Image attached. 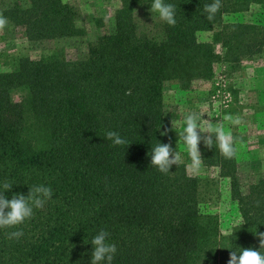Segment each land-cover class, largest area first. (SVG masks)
I'll list each match as a JSON object with an SVG mask.
<instances>
[{
	"label": "trees",
	"instance_id": "obj_1",
	"mask_svg": "<svg viewBox=\"0 0 264 264\" xmlns=\"http://www.w3.org/2000/svg\"><path fill=\"white\" fill-rule=\"evenodd\" d=\"M165 2L176 8L175 26L151 12L153 0H120L110 30L67 59L62 43L86 36L71 4L0 0L7 26L40 49L0 70V191L8 182V199L34 185L53 192L31 219L0 229V264H91L101 230L117 248L112 264H227L232 250L260 249L264 174L243 184L236 158L215 142L202 156L204 176L184 164L163 174L151 152L169 144L166 83L187 90L209 82L217 63L230 73L264 55V0H221L211 22L204 7L213 0ZM107 131L130 145H113ZM220 181L239 217L227 233Z\"/></svg>",
	"mask_w": 264,
	"mask_h": 264
},
{
	"label": "rangeland",
	"instance_id": "obj_2",
	"mask_svg": "<svg viewBox=\"0 0 264 264\" xmlns=\"http://www.w3.org/2000/svg\"><path fill=\"white\" fill-rule=\"evenodd\" d=\"M71 4L79 14V25L86 30L82 40L62 43L67 59L75 58L86 51L88 42L112 27L111 17L120 6V0H64ZM206 36L205 34L203 35ZM40 49H35L24 37L22 29L13 30L6 26L0 31V70L8 68L9 59L18 54L38 57ZM233 66V65H232ZM221 63L214 66V76L209 82H196L191 88L184 90L175 81L164 85L163 101L169 117L167 138L173 150L180 157L178 164L186 165L192 174L204 176L203 166L199 171H193L191 161L185 149L179 132L184 127V116L189 111L204 114L203 119H210L212 123L224 122L233 136L242 141L238 145L236 157L237 171L243 184L264 174V55L256 59H245L239 67L230 68ZM231 115L240 117L241 125H231L223 121V117ZM202 123H204L202 121ZM208 135L202 133V136ZM201 156L206 146L201 141L199 145ZM216 175L215 173H213ZM226 181H220L219 215L222 231L227 233L234 227L239 217L235 205L229 199Z\"/></svg>",
	"mask_w": 264,
	"mask_h": 264
},
{
	"label": "clouds",
	"instance_id": "obj_3",
	"mask_svg": "<svg viewBox=\"0 0 264 264\" xmlns=\"http://www.w3.org/2000/svg\"><path fill=\"white\" fill-rule=\"evenodd\" d=\"M221 7V0H213L212 3L205 5L204 11L207 13V19L210 22L215 19ZM150 10L151 12H158L160 19L168 25H176V8L173 4L166 3L165 0H153ZM7 24V18L0 14V31H3ZM203 115L196 111L187 112L184 116V127L179 132L180 139L183 141L190 158V167L193 171H199L203 167V159L199 149L201 141L209 149L213 147L215 142L220 154L225 159L236 158L239 151L238 145H242V141L233 136L232 131L226 128L224 122L212 123L210 119H203ZM223 121H227L234 126L243 123L240 117L231 115L224 116ZM167 132L168 129L165 128L161 135H167ZM202 133H207L208 135L202 136ZM105 135L106 139L110 140L113 145H130L129 141L121 137L116 131H107ZM179 160V155L168 143H158L152 148L151 165L155 166L163 174H168L173 165H178ZM12 185L4 182L2 185L3 190L0 191V229L14 228L31 219L34 215V209L43 208L53 194L51 187L41 184L32 186L27 196L15 194L11 199H8L4 193L6 190H10ZM256 206H260V201L256 202ZM255 234L260 239V249L256 250L249 247L240 248L239 252L232 250L230 251V258L227 264H264V252L261 251V249H264V232L257 231ZM22 236V230L9 233L10 239H19ZM108 237L109 233L101 230L92 239L91 244L94 246V250L91 264H112L117 248L115 244L107 242Z\"/></svg>",
	"mask_w": 264,
	"mask_h": 264
}]
</instances>
